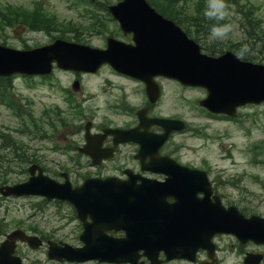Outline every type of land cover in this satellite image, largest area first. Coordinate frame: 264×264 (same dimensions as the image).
Returning a JSON list of instances; mask_svg holds the SVG:
<instances>
[{"label":"rangeland","instance_id":"1","mask_svg":"<svg viewBox=\"0 0 264 264\" xmlns=\"http://www.w3.org/2000/svg\"><path fill=\"white\" fill-rule=\"evenodd\" d=\"M35 1L0 0V8L8 5L32 8ZM102 1L103 4H109L120 0ZM249 1L258 8L255 10L256 16L264 20V0ZM210 2L214 5L217 3L216 0ZM245 3L251 5L249 2ZM43 4L45 10L55 13L60 21L74 23L81 32V40L94 47H105V36L108 34L105 29L96 32L90 30L91 19L86 17L85 6L97 10L99 15H103L108 27L117 30L116 22H112L99 6L87 1L45 0ZM193 8L194 0H188L187 12H191ZM241 15L237 9L232 8L228 21L210 32L208 38L206 37L208 44L205 41L204 43L209 45L216 39L224 43H243L241 51L245 52L252 47V61L264 64L261 42L248 38L249 35L239 26ZM262 29L264 30V23ZM60 33L72 37L75 35L70 28H64L62 32L45 33L28 31L24 26L4 27L0 28V43L6 41V45L13 48H24L26 45L36 47L52 42ZM13 78L15 88L10 91L17 93L16 96L21 100L20 112L27 127L21 124L22 121L11 109L0 102V134L10 137L6 144L10 145L8 151L3 150L2 155L0 154V187L4 182L13 184L27 180L29 173H26V168L33 159H38L45 167V173L59 181L63 179L56 173L63 171L68 172L72 182L78 185L87 175H97L100 168L92 166L85 156L79 155L73 148L75 144L84 143L86 122L93 121V132L99 131L110 122L126 123L130 118L123 116V111H128V107H134L133 105H144L146 98L141 82L120 75L109 66L95 74H83L81 77H76L70 71L57 69L46 81L24 75ZM77 78L80 79L81 89L72 91V83ZM162 84L164 94L154 107V112L181 117L190 125L188 130L172 136L168 150L178 148L172 156L185 164L210 170L217 191L224 197L226 204L244 208L248 216H264L263 144L259 146V150L263 152L258 158L259 163H253L254 149L259 142H264V105L242 108L237 120L228 121L207 115L198 105V100L207 94L204 89L185 87L168 79H163ZM63 88L73 93V104L79 105L82 113L69 110L71 104L67 101V92ZM122 103H126L128 107L118 110L116 105ZM35 121H38L37 124ZM14 141L20 147L19 153L24 152L28 157L26 161L17 158L19 154L13 152ZM54 146L59 150L53 148ZM29 159L31 160L28 161ZM110 172L113 173L110 168L102 171L104 175ZM31 227L38 230V235L45 234L50 239L68 242L74 246L83 245L80 240L82 223L71 204L47 201L40 196L4 197L0 193V244L14 229L28 231ZM46 249L48 248L41 247L33 250L27 244L21 243L18 252L25 264H100L95 260L59 262L49 259Z\"/></svg>","mask_w":264,"mask_h":264},{"label":"water","instance_id":"2","mask_svg":"<svg viewBox=\"0 0 264 264\" xmlns=\"http://www.w3.org/2000/svg\"><path fill=\"white\" fill-rule=\"evenodd\" d=\"M112 11L122 21L125 30L135 32L136 46L113 42L104 51L64 40L29 51L0 46V76L14 73L48 74L52 71L54 62L66 70L96 71L99 66L108 62L118 71L145 81L152 102L158 98L160 91L154 78L160 75L177 79L185 85L205 87L209 94L201 104L213 112L234 115L238 106L264 100V67L241 62L232 52L220 57L202 54L194 40L189 39L173 21L166 20L155 12L146 0H124L114 6ZM160 123L167 125L164 121ZM176 126L167 128L166 134L155 136L157 147L165 142L170 131L183 128V124ZM140 137L146 147L147 142L142 133ZM83 151L91 153L88 149ZM41 178L54 184L55 188L50 189L55 191L59 188L56 196L74 203L84 222L88 215L93 219L92 223L85 222V232L81 236L86 245L82 249H72L66 245V250L58 255L60 259L65 257L80 261L98 258L101 261L121 262L124 259H118V255H130L132 252L137 255L140 249L150 254V245L157 251L167 250L170 246L181 247V243L192 232L186 225L187 219L184 220L185 225L179 221L173 224L165 222V218H173V212L179 213L182 210L178 203L173 207L165 202V190L170 187L173 179L168 180L165 185L155 187L157 192L152 194V190L144 186L126 193L123 183L111 179L96 180L93 188L89 187L92 181H87L82 187L71 190L69 183L58 185L40 175L32 177L28 184L7 188L4 193H42L47 189L41 187ZM236 213L231 208L227 217L220 215L215 219H244ZM157 219H163L162 226L164 225L165 231L168 226L172 234L155 245L158 239L151 235L157 234L151 231L150 223ZM203 219L210 218L205 214ZM111 225L134 233L125 239L108 237L104 233ZM130 227L137 229L132 231ZM159 230L161 227L157 231ZM16 234L18 233H14V236ZM11 251L13 247L7 249V254ZM54 255L55 252L52 251V256ZM129 260L134 261L133 257Z\"/></svg>","mask_w":264,"mask_h":264},{"label":"trees","instance_id":"3","mask_svg":"<svg viewBox=\"0 0 264 264\" xmlns=\"http://www.w3.org/2000/svg\"><path fill=\"white\" fill-rule=\"evenodd\" d=\"M151 4L159 9L163 14L167 17L174 19L177 23L181 24L185 27L186 31L195 36L197 40H200V28H207L208 26L214 27L218 26L221 22L219 19L216 10L213 9L212 6L206 5L205 0H198L194 4V8L191 12H187L186 6L181 3L180 0H149ZM229 1V0H228ZM237 3V0H233ZM209 6V8H208ZM226 7V3L223 5ZM5 13H2L3 19L0 16V26L7 24L8 26H14L15 24H23L28 28L35 30H44L50 31L51 29L59 30L60 27H63L64 24L60 23L55 15H48L47 11L42 9H36L33 11H29L25 8H14L7 7ZM4 11V10H3ZM251 10H249L248 15ZM247 13H245L246 18H248ZM72 24V23H71ZM251 28V35L260 29V21H251L248 22ZM198 26L195 29L190 28V26ZM205 30V29H203ZM207 30V29H206ZM264 35V34H263ZM253 36V35H252ZM216 44H212L208 49L211 53H215L217 49H222V45L220 42H215ZM264 46V38L262 42ZM218 46V47H217ZM249 56V54H248ZM6 82V85L3 84ZM10 84L9 79L0 78V93L6 95V91ZM12 103L14 101L12 100Z\"/></svg>","mask_w":264,"mask_h":264},{"label":"flooded vegetation","instance_id":"4","mask_svg":"<svg viewBox=\"0 0 264 264\" xmlns=\"http://www.w3.org/2000/svg\"><path fill=\"white\" fill-rule=\"evenodd\" d=\"M126 40L129 41L130 40V36L126 37ZM136 150H134V152H132V154H129L128 156H130L133 159V163H132V168L126 167V168H122L120 169L117 173L119 174V176L128 174L129 170H133L136 173H139V171H141L140 168H138V160L136 159ZM120 152L117 151V155H119ZM130 157H127V159H130ZM117 168H120L121 166L119 164H116ZM145 176L147 175H151L149 174V172H144ZM223 237H232L235 240H237V238L233 235H217L215 237L216 239V255L214 258H210L209 257V253H206L204 255V260L201 264H225L229 258H231V264H245V258L247 256L248 253H260L263 255V258L261 260V262L259 264H264V246L262 245H257L253 242H248L247 244H239L238 242V246H227V247H223L222 244L219 243V241L221 240V238ZM238 241V240H237ZM253 246V247H252Z\"/></svg>","mask_w":264,"mask_h":264}]
</instances>
